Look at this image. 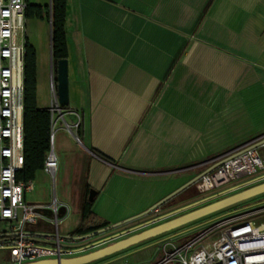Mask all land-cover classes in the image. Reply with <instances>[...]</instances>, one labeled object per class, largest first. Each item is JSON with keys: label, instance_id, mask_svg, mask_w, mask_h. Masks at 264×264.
<instances>
[{"label": "crops", "instance_id": "1", "mask_svg": "<svg viewBox=\"0 0 264 264\" xmlns=\"http://www.w3.org/2000/svg\"><path fill=\"white\" fill-rule=\"evenodd\" d=\"M66 33L65 121L80 127L51 126L62 198L43 169L26 200L67 203L74 229L91 190L98 221L115 225L182 188L190 171L264 138V0H67ZM26 40L37 53L38 108L50 110V19H26ZM146 250L116 263L151 264L157 250Z\"/></svg>", "mask_w": 264, "mask_h": 264}, {"label": "built area", "instance_id": "2", "mask_svg": "<svg viewBox=\"0 0 264 264\" xmlns=\"http://www.w3.org/2000/svg\"><path fill=\"white\" fill-rule=\"evenodd\" d=\"M26 7V0H0V222L8 225L2 247L9 252L10 264L70 258L85 246V242L62 234L61 227L71 216L67 203L56 198L49 205L28 203L26 193L32 191V183L16 180L24 167ZM50 91L53 129L62 121L68 132H76L80 122L65 121L68 113L58 101L54 79ZM76 140L80 143L79 138ZM250 145L210 162L211 166L225 160L195 183L199 194L219 191L250 178H255L250 182L263 181L264 142L238 154ZM57 170L53 131L44 171L55 182ZM156 250L158 256L151 264H264V206L221 219L188 241H161Z\"/></svg>", "mask_w": 264, "mask_h": 264}, {"label": "trees", "instance_id": "3", "mask_svg": "<svg viewBox=\"0 0 264 264\" xmlns=\"http://www.w3.org/2000/svg\"><path fill=\"white\" fill-rule=\"evenodd\" d=\"M25 18H35L39 20H44L46 18L50 19L52 35V57L54 73L56 76L58 62L60 60H66L68 58L66 33L67 0H51L50 6L32 5L27 2ZM24 87V167L22 171H19L17 173L16 180L17 182L32 183L35 180L36 173L39 170L44 169L47 155L51 149L52 121L50 110L39 109L37 105V53L35 47L28 40L25 41L24 46ZM67 108L68 107H66V109ZM254 179L255 178H250L246 181L231 185L230 187H240L241 185L248 183ZM230 187H226L222 190L229 189ZM222 190L202 195L199 194V192L193 186L187 189L182 199H172L167 203L161 205L159 208L161 211L167 210L176 205L181 206L184 204L192 203L194 201L203 199L205 196H215ZM93 204L94 200L89 201L88 198L85 199L81 211L80 224L71 232L69 236L71 239L79 238L100 229L112 226L107 222L98 221L97 216L92 211ZM262 206H264V204H258L254 206L251 205L239 210L237 209L236 211L220 216L213 221L194 226L189 230H184L183 228H181L183 230L174 234L173 238L177 239L180 242L188 241L194 238L208 225L216 223L217 221L227 218L231 215L242 214ZM232 208H229L227 210H230ZM142 219L125 224L123 226L115 227L112 231H109V233H120L135 226Z\"/></svg>", "mask_w": 264, "mask_h": 264}, {"label": "water", "instance_id": "4", "mask_svg": "<svg viewBox=\"0 0 264 264\" xmlns=\"http://www.w3.org/2000/svg\"><path fill=\"white\" fill-rule=\"evenodd\" d=\"M56 81L58 101L63 108H66L69 106V73L67 59L60 60L58 62ZM263 142L264 139H262L258 143L250 145L238 154H242L248 150L257 148ZM224 162V159L215 162L210 167L201 172L197 177L191 179L182 188L168 196L161 203L146 211L145 213L137 217L131 218L127 221L109 226L104 229H100L88 235L75 238L78 241L85 242V246L80 249L78 253L87 252L88 250L94 249L102 244L115 241L112 244L101 249L93 250L92 252L79 257L48 259L29 264H93L107 257L117 255L132 247L159 238L168 233L174 232L188 225L201 221L207 217L215 215L219 212L250 201L261 195H264L263 178V181L261 180V182H259L260 180H255L243 187L240 186L232 188L227 192H223L215 196H205L201 200L194 201L192 203L184 204L181 206L176 205L167 210H161L159 212L154 213V211L161 205L175 198L179 193H181L185 189L195 185V183L202 176L219 167ZM95 196L96 192L94 190H91L88 196V200L93 201ZM139 219L142 220L139 221L135 226L127 230L116 234L109 233V231H112L115 227L123 226ZM67 238L71 239L70 237Z\"/></svg>", "mask_w": 264, "mask_h": 264}, {"label": "rangeland", "instance_id": "5", "mask_svg": "<svg viewBox=\"0 0 264 264\" xmlns=\"http://www.w3.org/2000/svg\"><path fill=\"white\" fill-rule=\"evenodd\" d=\"M52 72H53V77L52 79H54L55 83H56V86H57V81H56V78L57 77V74L55 76L54 74V65L52 66ZM66 110V108H64ZM61 124V123H60ZM60 124H58L60 126ZM56 126V130L58 131V128L59 126ZM203 170H205L204 168H201V169H197V170H194V171H190V175H191V179L195 178L198 176V174L200 172H202ZM60 177H59V174H57V177H56V186H55V193L57 194L58 198H62V187L60 186ZM39 185H40V182H39ZM37 186L36 190L31 193V196H35L36 195H39L40 193L42 194L43 191L42 189H40V186ZM46 192L48 193V202H51L53 200V197H54V187H53V184H52V181H50L49 185L46 186ZM222 198V197H221ZM258 204H264V195H261L259 197H256L250 201H247L246 203H242L238 206H235L234 208L230 209V210H226V211H223V212H220L218 214H215V215H212L210 217H207L199 222H197V224H191V225H188L186 226L185 228H183L184 230H189L190 228L194 227V226H197V225H202V224H205L207 222H210V221H213L215 219H217L218 217L220 216H223V215H226V214H229L233 211H236L237 209H242L244 207H247V206H254V205H258ZM76 224V217H73V216H70L66 221L65 223L63 224V226L61 227V231L64 232H72L74 230V226ZM183 229H179V230H176L174 232H171V233H168L164 236H161L159 238H156V239H153V240H150V241H147L145 243H142L140 245H137L135 247H132L124 252H121L122 254L131 250V249H134V248H138V247H142L144 245H147L148 249L149 250H146L147 253L151 252V249L154 248L156 249L157 246H158V243L161 242V241H165V240H170L174 237V234H176L177 232L183 230ZM8 230V225L5 223V222H0V236L3 235V233H5L6 231ZM64 237H67V235H63ZM113 242L115 241H112V242H109V243H105V244H102L100 246H97L96 248L94 249H91V250H88L87 252H83V253H78V254H75V255H72L70 258L72 257H79V256H82V255H85V254H88L90 252H92L93 250H97V249H101V248H104L110 244H112ZM177 242V241H176ZM119 253V254H121ZM114 255V256H111V257H107L99 262H96V263H93V264H117L116 263V259L118 257V255ZM121 254V255H122ZM146 255V254H145ZM0 264H10V256H9V252L8 250H6L5 248H3L1 245H0Z\"/></svg>", "mask_w": 264, "mask_h": 264}, {"label": "flooded vegetation", "instance_id": "6", "mask_svg": "<svg viewBox=\"0 0 264 264\" xmlns=\"http://www.w3.org/2000/svg\"><path fill=\"white\" fill-rule=\"evenodd\" d=\"M203 171H204V170H203ZM203 171H202V172H203ZM200 173H201V172H200ZM200 173H199V174H200ZM199 174H198V175H199ZM193 186L195 187V185H193ZM193 186H192V187H193ZM4 239H5V236H0V245H1V246H2V244H3V240H4ZM94 239H95V238H94Z\"/></svg>", "mask_w": 264, "mask_h": 264}]
</instances>
